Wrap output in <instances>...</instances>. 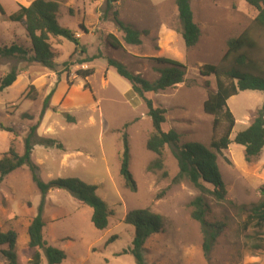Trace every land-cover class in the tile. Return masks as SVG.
<instances>
[{"label":"rangeland","instance_id":"obj_1","mask_svg":"<svg viewBox=\"0 0 264 264\" xmlns=\"http://www.w3.org/2000/svg\"><path fill=\"white\" fill-rule=\"evenodd\" d=\"M33 1L27 0L24 5ZM53 1L60 4V24L77 32L86 54L80 51L74 54L77 47L67 39L52 38L51 43L60 54L58 73L31 64L26 70L28 77L0 92V123L14 130L10 133L0 129V159L11 146L19 155L24 153L25 138L30 127L38 122L45 98L53 89L56 91L65 85L58 102L52 97L51 109L37 130L38 137L55 139L64 148L34 146L32 159L39 165L38 175L44 182L79 178L96 185L99 197L114 215L107 229L97 230L91 221L90 207L81 205L67 191H50L43 211L44 238L49 245L65 251L67 259L63 264H136L129 253L117 255L131 247L134 237V228L124 222L127 213L143 208H151L165 222L164 231L146 243L147 264H264V251L253 248L258 238L264 239V230H244L247 210L260 202L264 187V149L252 163L245 160L244 147L234 142L220 153L213 150L227 196L222 202L207 198L210 206L207 221L222 222L226 226L207 259L201 225L191 218L189 207L199 192L187 182L172 184L178 164L168 148L164 151V170L169 177L163 178L162 171L148 170L157 158L146 148L152 121L143 100L132 92L131 84L107 63V59H114L151 82L159 77L155 69L164 68L151 58L168 57L185 65L183 84L157 94H145V97L166 110L165 131L176 130L182 143L198 142L210 147L224 133L225 124L214 132V117L203 110L209 95L216 92V78L202 76L200 68L212 64L229 69L232 62L223 63L228 41L249 29L257 42L249 54L257 62L258 70L264 73V30L253 23L256 10L244 0H191L201 37L194 48L188 49L180 33L176 0ZM0 5L8 16L18 8L16 0H0ZM115 12L133 28L149 31L142 45L131 46L123 41V33L115 24ZM80 24L91 34L83 33ZM109 35H114L123 48L114 49L108 42ZM12 44L31 45L21 24L0 19V47ZM98 55L102 58L80 64L86 57ZM66 62L68 66H64ZM13 66L25 64L0 57V79ZM86 68H93L95 73L84 80L77 71ZM30 86L35 88L34 100L26 96ZM263 103L264 92L259 91L240 92L228 101L236 119L232 141L253 122ZM66 115L74 120H68ZM124 133L128 134L130 172L137 184L136 192L127 188L120 175ZM68 159H71L69 164ZM41 200L26 166L0 182V231L17 233L19 264H31L28 228L38 214ZM0 264H6L1 254ZM42 264H47L44 257Z\"/></svg>","mask_w":264,"mask_h":264},{"label":"trees","instance_id":"obj_2","mask_svg":"<svg viewBox=\"0 0 264 264\" xmlns=\"http://www.w3.org/2000/svg\"><path fill=\"white\" fill-rule=\"evenodd\" d=\"M254 8L257 15L253 19L255 26L264 30V0H244ZM181 25V37L188 49L194 48L201 37V30L195 22L191 0H176ZM0 12L5 15L0 5ZM60 4L53 0H35L29 7L21 6L18 13L11 15V22L21 24L31 43L30 47H23L18 44L0 47V57L13 58L25 66H13L8 73L0 79V92L10 88L18 77L27 70V66L37 64L43 68L58 73L59 64L57 59L60 54L51 43L52 38L67 39L76 45V54H86L85 47L80 44L77 32L64 27L59 22ZM117 29L123 33V41L127 45L140 46L143 44V37L149 35V31H139L131 25L119 19L118 12L114 14ZM79 29L88 34L89 30L85 25L80 24ZM108 42L114 49H122L114 35L108 36ZM257 42L251 36L250 30H245L241 35L228 41L227 52L223 57V63L232 62L231 67L206 64L200 68L202 76H214L216 78V92L209 95L203 104L206 114L212 115L213 131L216 132L222 123L225 124V131L220 138L213 140L210 147L198 142L182 143L181 135L174 129L165 131L163 125L166 123V110L156 107L151 99L145 97L148 93L164 92L183 84L186 78V66L168 57L151 58L164 68H157L158 79L151 82L139 74L131 72L125 65L114 60L107 59L108 67L114 68L117 73L127 80L132 86V92L141 98L147 108V115L152 121V132L146 142L149 152L157 156L156 160L148 167L150 172L162 171V177L168 178L169 173L165 171L164 151L168 148L178 164V173L172 179L173 185L187 182L199 192L189 207L192 209L191 218L201 225L203 233V250L207 259H210L212 251L225 229L222 222L211 223L207 221L210 206L207 198L211 197L217 202L226 199L227 188L218 165L217 154L227 150L234 142L245 149V160L252 163L262 154L264 149V103L258 110L256 117L250 126L239 132L234 140L231 135L236 125V119L228 107V101L237 96L240 92L259 91L264 92V73L258 70L257 62L250 56V52L256 48ZM101 55L86 57L80 64L91 63ZM68 62L64 66H68ZM95 70L82 69L77 75L87 80L93 76ZM72 85V83H69ZM88 87V83L86 84ZM54 89L45 98L38 122L31 126L24 141V153L19 155L13 146L0 159V182L12 172L26 166L29 168L32 181L39 190L42 200L38 214L32 220L28 228L29 249L32 251L31 264H42L43 257L47 264H63L67 259L65 251L49 245L44 238L45 221L43 211L46 197L50 191H67L81 205L88 206L93 210L91 221L97 230H105L109 226V220L114 215L110 206L102 200L97 191L96 185L88 184L79 178H58L49 182L40 179L39 166L33 161L32 154L35 145L46 148H58L63 150L64 146L52 138H41L37 136V130L46 114L51 109L50 102L54 95ZM34 86L28 89V99H36ZM28 115H25V117ZM31 120L33 117H27ZM68 120L74 119L66 115ZM129 123L124 125L128 128ZM0 129L14 133L12 128L4 127L0 123ZM123 153L121 155L120 175L125 181L127 188L132 192L137 191V184L130 172V146L128 134H123ZM125 224L134 228L132 245L117 256L131 254L136 264H147L145 261V246L147 241L156 234L164 231L165 222L161 215L152 211L151 208L135 209L127 213ZM255 228L264 230V187L261 189L260 202L247 210L244 230ZM18 235L14 230L0 231V254L6 264H19L16 252ZM112 238L110 242L115 240ZM257 239V237H256ZM255 250L264 251V239L258 238V244L253 247Z\"/></svg>","mask_w":264,"mask_h":264},{"label":"crops","instance_id":"obj_3","mask_svg":"<svg viewBox=\"0 0 264 264\" xmlns=\"http://www.w3.org/2000/svg\"><path fill=\"white\" fill-rule=\"evenodd\" d=\"M25 1H27V0H19V2L16 0V3L18 4V8H17V11L15 12V13H13V14H11V15H14V14H16V13H18L19 12V10H20V7L21 6H24V7H29L30 5H31V3L29 4V5H24L25 4ZM29 1V0H28ZM11 15H9L8 16V14L5 12V15H2L1 14V17H0V19L3 21H8L9 20V17L11 16ZM10 21V20H9ZM61 21V19H59V22ZM19 24V23H18ZM65 27V26H64ZM87 28V27H86ZM88 29V28H87ZM89 30V29H88ZM89 34H91V32L89 31ZM81 38V37H80ZM31 68V67H30ZM30 68H28L29 70H31ZM5 75V74H4ZM28 75H29V73H28V71H25V72H23L19 77H18V79H17V81L10 87V88H12V87H14V86H16V85H18L24 78H26V77H28ZM65 85H61V86H59L57 89H56V91H54V95H53V98L55 99V102H58V100H60V97L63 95V93L65 92ZM9 89V88H8ZM250 126V125H249ZM248 126V127H249ZM247 127V128H248ZM246 128V129H247ZM71 161V159H68V161H67V164H69V162ZM39 166V165H38Z\"/></svg>","mask_w":264,"mask_h":264}]
</instances>
